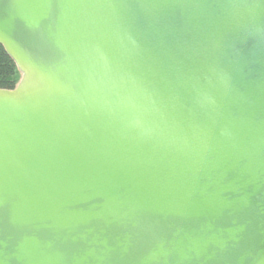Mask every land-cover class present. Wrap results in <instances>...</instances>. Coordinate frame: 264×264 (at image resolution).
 I'll use <instances>...</instances> for the list:
<instances>
[{"label": "water", "instance_id": "water-1", "mask_svg": "<svg viewBox=\"0 0 264 264\" xmlns=\"http://www.w3.org/2000/svg\"><path fill=\"white\" fill-rule=\"evenodd\" d=\"M0 264H264V0H0Z\"/></svg>", "mask_w": 264, "mask_h": 264}, {"label": "trees", "instance_id": "trees-1", "mask_svg": "<svg viewBox=\"0 0 264 264\" xmlns=\"http://www.w3.org/2000/svg\"><path fill=\"white\" fill-rule=\"evenodd\" d=\"M21 75L14 61L0 45V89L12 90L20 81Z\"/></svg>", "mask_w": 264, "mask_h": 264}]
</instances>
